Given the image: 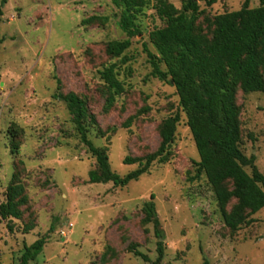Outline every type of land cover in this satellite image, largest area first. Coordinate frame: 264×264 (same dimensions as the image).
Segmentation results:
<instances>
[{
  "label": "rangeland",
  "instance_id": "rangeland-1",
  "mask_svg": "<svg viewBox=\"0 0 264 264\" xmlns=\"http://www.w3.org/2000/svg\"><path fill=\"white\" fill-rule=\"evenodd\" d=\"M155 1L137 15L140 33L114 56L107 44L128 37L114 0H0V203L14 174L28 197L19 218H0V264H19L24 246L41 236L43 250L28 264H153L159 238L152 224L140 223L151 193L163 232L162 264H264V207L235 231L225 226L205 176L196 173L199 155L176 90L151 73L146 49L156 50L149 33L165 25ZM166 1L180 7V0ZM241 4L199 2L198 23L204 28L207 19ZM258 5L250 0V7ZM91 16L98 19L82 22ZM111 63L124 88L110 103L99 70ZM70 92L94 116L95 123L85 122L87 136L107 149L120 176L139 167L124 158L155 151L164 121L178 114L169 159L154 161L123 187L89 183L95 157L54 97ZM236 103L240 149L264 174V92L238 90ZM25 224L34 227L24 232Z\"/></svg>",
  "mask_w": 264,
  "mask_h": 264
},
{
  "label": "trees",
  "instance_id": "trees-1",
  "mask_svg": "<svg viewBox=\"0 0 264 264\" xmlns=\"http://www.w3.org/2000/svg\"><path fill=\"white\" fill-rule=\"evenodd\" d=\"M199 2L211 5L215 0H180L179 8L166 0H156L154 9L165 25L149 33L156 52L146 51L152 75L168 81L176 90L199 155L196 173L205 176L225 226L235 231L247 223L249 215L264 207V174L255 165V157L246 156L240 149L239 108L236 103L238 90L244 93L264 92V0H259L256 7H250V0H242L238 10L214 15L206 20L204 28L198 23L201 14ZM114 3L121 8L120 27L128 37L110 41L107 49L114 56H121L131 44L129 38L140 33L135 20L148 0H114ZM96 19L97 16H91L82 22ZM99 74L110 91L108 101L111 103L124 88L116 76L115 64L104 66ZM54 97L65 103L80 141L95 157L96 168L88 172L89 183L111 182L114 186L123 187L147 172L154 161L164 163L169 159V146L179 121L178 114L164 121L161 140L155 151L142 157L124 158L125 164L138 163L139 167L120 176L110 168L107 149L95 146L87 136L86 120L89 118L93 123L96 120L84 100L73 92L57 93ZM245 167H249L251 173ZM154 198L151 193L143 202L140 223L153 225L154 234L159 238L158 254L153 264H162L163 232ZM232 200L234 203L228 209ZM27 201L24 185L14 174L6 188V199L0 203V218H19L20 206ZM33 227L25 224L24 232ZM9 229L12 230V226L9 225ZM46 239V236H41L25 245L19 264L35 260ZM130 249L134 247L130 246ZM134 253L145 261L149 260L138 250Z\"/></svg>",
  "mask_w": 264,
  "mask_h": 264
}]
</instances>
